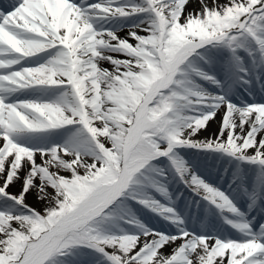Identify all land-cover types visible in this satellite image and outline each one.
<instances>
[{
	"label": "snow or ice",
	"instance_id": "obj_1",
	"mask_svg": "<svg viewBox=\"0 0 264 264\" xmlns=\"http://www.w3.org/2000/svg\"><path fill=\"white\" fill-rule=\"evenodd\" d=\"M0 264H264V0H0Z\"/></svg>",
	"mask_w": 264,
	"mask_h": 264
},
{
	"label": "bare ground",
	"instance_id": "obj_2",
	"mask_svg": "<svg viewBox=\"0 0 264 264\" xmlns=\"http://www.w3.org/2000/svg\"><path fill=\"white\" fill-rule=\"evenodd\" d=\"M216 127H217V125L215 124V123H213L212 125H211V127H210V129H209V131H214L215 129H216ZM202 135H204V136H207L208 135V132H205V133H203ZM14 191H15V189H14ZM33 200V197H32V195H30L29 196V200H28V202L30 203V204H33L34 205V200ZM35 204H36V202H35Z\"/></svg>",
	"mask_w": 264,
	"mask_h": 264
},
{
	"label": "rangeland",
	"instance_id": "obj_3",
	"mask_svg": "<svg viewBox=\"0 0 264 264\" xmlns=\"http://www.w3.org/2000/svg\"><path fill=\"white\" fill-rule=\"evenodd\" d=\"M33 197V196H32ZM28 200H29V197H28ZM34 200V201H33ZM33 202H34V205L37 207V208H40V207H42L41 205H39V204H35V199H34V197H33Z\"/></svg>",
	"mask_w": 264,
	"mask_h": 264
}]
</instances>
